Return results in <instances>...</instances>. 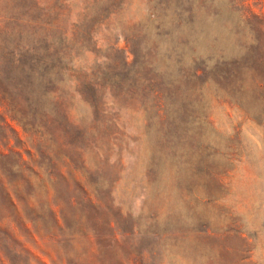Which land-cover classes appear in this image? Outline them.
I'll return each mask as SVG.
<instances>
[{"label":"rangeland","instance_id":"rangeland-1","mask_svg":"<svg viewBox=\"0 0 264 264\" xmlns=\"http://www.w3.org/2000/svg\"><path fill=\"white\" fill-rule=\"evenodd\" d=\"M0 54V264H264V0H0Z\"/></svg>","mask_w":264,"mask_h":264},{"label":"trees","instance_id":"trees-1","mask_svg":"<svg viewBox=\"0 0 264 264\" xmlns=\"http://www.w3.org/2000/svg\"><path fill=\"white\" fill-rule=\"evenodd\" d=\"M51 45V43L49 44ZM53 50V46L48 47L47 53L50 54L52 53ZM38 53V49H20V48H14L12 50H9L8 53V63L12 68H15L17 71H22V72H30V76H32V78H34L35 81H39L42 82V84H44L45 86L47 85L45 82H47V80H45V76L43 78V73H39L38 72V68L42 67L41 69L45 70L46 72L48 71H56V66H54V63L50 60V56L47 57V59L45 61L40 60L41 62L39 63L37 60V55ZM25 55H30L33 56L31 62L32 65L28 66L26 63L27 61L25 60ZM2 60L3 62L5 61L4 56L2 57V54H0V64H2ZM34 61V64H33ZM39 73V74H38ZM24 77V75H23ZM47 79V78H46ZM50 84L52 83H56V80H54V78H50ZM35 83L33 82L32 85L35 88ZM57 84V83H56ZM49 86V85H48ZM8 89V90H7ZM16 91H23V86L22 83L17 84V86H15L14 90L12 92H9V88H5L4 85L0 82V96H1V103L2 105L6 108L8 114L11 117L12 121L17 122V124L22 127V129L24 130L25 133H36L38 135V122H34L35 126H31L30 124V118L25 116L24 114H21V112L18 110L19 107L17 106V104L15 103L14 100V96L16 95ZM14 93V94H13ZM57 92L53 91V92H47L45 93V96H49V97H54L56 98ZM28 100V99H27ZM4 180L0 179V186L3 190L5 199L7 204L14 208L16 211L18 210L17 207V201L15 200L12 192H11V182H6ZM17 197V196H16ZM58 223V222H57Z\"/></svg>","mask_w":264,"mask_h":264}]
</instances>
